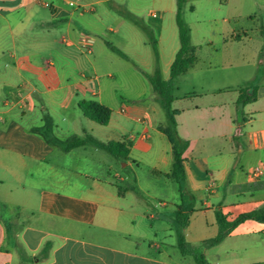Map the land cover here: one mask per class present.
<instances>
[{
	"label": "crops",
	"instance_id": "crops-1",
	"mask_svg": "<svg viewBox=\"0 0 264 264\" xmlns=\"http://www.w3.org/2000/svg\"><path fill=\"white\" fill-rule=\"evenodd\" d=\"M43 1L51 2L55 10L42 6ZM72 1L78 8L69 6ZM109 1L0 0V264H196L179 251L177 210L189 214L184 234L195 247L205 241L195 243L191 237V218L198 212L213 211L215 218L221 212L231 221L236 218L230 213L234 206L264 211V26L258 30V44H252V34L243 28L235 27L224 38L226 45L231 44L227 62L249 76L220 77L216 81L230 79L231 85L174 98L179 136L189 142L184 155L186 180L183 191L179 188L181 202L172 211L174 234L172 231L159 237L156 225L125 208L122 199L128 190L119 193V183L112 181L113 174L121 183L127 182L117 168L123 161L90 141L77 149H64L67 141L87 136L104 144L127 141L132 147L125 167L148 164L154 176L176 182L170 177L172 146L159 131L165 122L155 119V108L150 112L138 107V115L129 119L141 125L140 134L117 140L99 137L103 133L98 128L101 125L92 121L94 124H85L81 118V100H94L114 111L115 97L103 86L108 85L105 78H114L110 68L114 55L121 56L109 45L144 66H151L152 57L155 61V56L139 52L142 42L139 40L137 47L136 22L152 32L163 80L170 79V67L180 48L177 25L173 26L176 12L174 17L172 0H150L152 6L169 4L170 9L159 13L131 8L118 17L107 8L97 9ZM241 18H235L236 22ZM167 19L170 29L165 32ZM83 36L90 40V54L81 48ZM147 45L148 41L146 49ZM242 89L255 91L257 100L238 108ZM17 90L23 91L26 102L12 101ZM176 103H185L186 107L176 109ZM120 112L125 113V108ZM195 147L211 158L212 163L206 166L198 164L208 180L202 181L191 166L197 160ZM81 150L83 153L77 154ZM96 153H108L113 160L107 158L97 167ZM238 156L241 161L236 164ZM245 166L251 170L246 180L237 171ZM258 168L261 174L256 176ZM231 173L239 189L230 190L229 183L227 190H217ZM219 176L220 184H216ZM21 179L32 181L24 183ZM35 180L46 181V186ZM111 233L118 236L112 238ZM16 245L23 247L22 254ZM217 247L204 250L211 264H238L232 260L234 253L216 254L212 262L209 253Z\"/></svg>",
	"mask_w": 264,
	"mask_h": 264
},
{
	"label": "rangeland",
	"instance_id": "rangeland-1",
	"mask_svg": "<svg viewBox=\"0 0 264 264\" xmlns=\"http://www.w3.org/2000/svg\"><path fill=\"white\" fill-rule=\"evenodd\" d=\"M172 3V11L175 17L177 9L176 0H172ZM191 6L194 7V11H189ZM101 7L107 8L114 17H118L122 11H130L131 8H145L147 11L157 13L164 9H170L167 2H158L152 6L150 0H111L102 6H98L97 9L100 11ZM147 13H145V16ZM239 16L242 18L238 19L239 22L237 23V19L235 18ZM249 17L252 19H249ZM184 20L192 30V45L196 50L197 63L192 71L176 79L173 90L174 98L187 94H200L214 89H223L225 85H231L230 79L216 81L220 77L231 78L232 76H236L239 78L240 76H249V74H242L238 68L231 66L230 62H227V60L230 61L231 44L226 45L224 38L228 37L235 27L243 28L252 34V44H258L260 42L258 30L264 26V0H189L184 8ZM106 23L107 25H112L109 22ZM169 26L170 21L167 19L164 23L165 32L169 31ZM173 26L176 28L175 18H173ZM135 32L137 47L139 46L138 41L142 42V48L139 52L146 56H154L150 45H147V49L145 48V44L148 41L146 33L139 27L136 28ZM177 44L179 46V40H177ZM132 59L131 61H127L118 55H114V60L110 67L114 73V81L110 78L104 79V82L108 83V85L104 84L103 86L105 92L114 96L116 100V104L112 106L114 111H112V118L108 127L96 125L100 130H103V133L98 134V136L100 135L99 137L104 139L117 140L123 137L128 138L132 134L139 135L141 125L129 119L138 115L136 114L138 107L147 108L150 112L155 108L157 110V114L154 115L155 119H160L159 121L161 122L166 121L165 113L156 101L159 100V97H156L157 95L153 91L151 84L140 72V69L149 74L155 72L156 64L153 61V57L152 64L149 67L142 65L136 58ZM165 77L167 78L168 74ZM209 96L212 97L214 95ZM195 100L192 99L191 101L195 102ZM122 107L125 108V113L123 114L120 112ZM174 107L182 109L186 105L185 103H176ZM241 116L239 117L240 123H242ZM81 118L85 124H94L84 117ZM226 149L224 143L222 152L224 155ZM82 153L83 150L77 154ZM95 156L94 165L97 167L99 166V162L102 163L103 160L105 162L107 158H112L113 160V157L108 155V153H96ZM195 157L197 162L193 160L191 166L195 168L202 181L208 180V175L203 170L204 168H200L198 164L206 166L212 163L211 158L207 154L199 153L198 147H195ZM240 161L241 157H236V164ZM90 164L92 163L90 162ZM124 165H126V162H122L117 168L121 172V175L128 178L127 182L121 183L119 179L114 178L113 174L112 181L119 183L120 187L128 190L125 198L122 199L125 208L129 213L142 215L145 220H148V224L156 225L159 237H165L172 231V234H174L176 225L172 211L175 205L181 202L179 185L172 180L154 176L152 168L148 164L134 165L133 167H125ZM237 171L242 172L244 180L247 179V175L251 174V170H248L247 166L244 167L243 171L242 169H238ZM135 178L136 181H134ZM215 179L216 184H220V176ZM20 181L30 183L32 180L21 179ZM35 181L46 186V181ZM50 181L54 183L55 179H50ZM229 183H232V189L230 190L239 189L238 180H236L234 173H231L228 180L221 184L217 190L221 192L227 190L230 186ZM163 203H165V206H162ZM214 203L216 204L215 201ZM255 211H258L255 207L234 206L230 213L232 217H237L240 214ZM5 220L8 221V219ZM191 221V237H193L192 240L195 243L216 235L217 224L213 211H210L208 214L198 212L193 215ZM111 234L112 238L118 236L116 233ZM9 237L10 241H12L11 230ZM226 253H234L232 256L234 263L264 264V225L254 221L241 225L230 235L224 244L209 253V258L213 262L215 261L216 254ZM190 260L193 262L192 258Z\"/></svg>",
	"mask_w": 264,
	"mask_h": 264
},
{
	"label": "trees",
	"instance_id": "trees-1",
	"mask_svg": "<svg viewBox=\"0 0 264 264\" xmlns=\"http://www.w3.org/2000/svg\"><path fill=\"white\" fill-rule=\"evenodd\" d=\"M188 1L189 0H176V25L178 29L180 48L176 53L175 59L170 67V79L168 80H163L161 77L158 49L156 42L153 39L152 32L143 23L136 22V26L141 28L148 36V42L150 43L154 52L156 64L155 72L153 74H148L141 69L140 72L146 77L153 90L157 93L159 97V104L165 113L166 121L164 125L159 126V131L166 136L172 146L173 169L170 177L176 181L181 191H183L184 182L186 180L184 155L189 148V142L179 136L178 124L176 121V117L179 112L173 109L172 104L174 101V81L178 77L186 74L197 60L196 50L191 43V29L184 20V8ZM190 10L193 11L194 8L191 7ZM109 47L114 53L119 54L123 59L131 61L130 58L120 50L110 45ZM256 100L257 94L255 91L250 93L248 89H242L240 90L237 107H244L245 105L253 103ZM78 109L86 119L98 125L107 126L110 123L112 111L97 101L81 100L78 103ZM87 141L99 145L103 150L107 151L112 156L123 162H127L130 159L129 155L132 145L127 141H110L104 144L98 142L91 136H87L86 139H72L67 141L64 143V149L66 151H70L80 148L84 146ZM116 187L119 193L124 190V188L120 186ZM216 218L218 225V232L216 236L203 241L201 247H195L186 240L184 234V231L188 226L189 214L182 212L181 209L177 210L176 219L180 226L178 248L182 255L192 257L196 264H211L206 259L204 250H209L219 246L237 227L247 221H255L264 224V211L244 213L231 221H229L227 217L221 212H217ZM16 248H18V252H20V254L24 252L23 247L16 245Z\"/></svg>",
	"mask_w": 264,
	"mask_h": 264
},
{
	"label": "built area",
	"instance_id": "built-area-1",
	"mask_svg": "<svg viewBox=\"0 0 264 264\" xmlns=\"http://www.w3.org/2000/svg\"><path fill=\"white\" fill-rule=\"evenodd\" d=\"M41 4H42V6L48 8L50 10H55V6L49 1H43ZM69 6L72 8H78L76 1L70 2ZM81 48H82V50H84L85 53H87V54L91 53L90 40L87 36H83L81 38ZM12 101L16 102L18 104L26 102V97H25L23 91L17 90L15 92L14 96L12 97ZM254 174L256 176H259L261 174V169L260 168L256 169Z\"/></svg>",
	"mask_w": 264,
	"mask_h": 264
}]
</instances>
